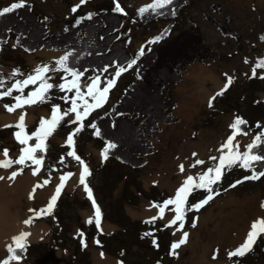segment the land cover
Wrapping results in <instances>:
<instances>
[{
    "label": "rangeland",
    "instance_id": "374dc122",
    "mask_svg": "<svg viewBox=\"0 0 264 264\" xmlns=\"http://www.w3.org/2000/svg\"><path fill=\"white\" fill-rule=\"evenodd\" d=\"M12 2L15 0H0V9L9 6ZM27 2L32 3L37 12L43 13L48 18L47 25L50 32L61 30L65 23L73 21L77 16L88 11L114 7L113 0H88L76 13H73L71 8L79 3V0H27ZM120 3L127 15L132 17L141 7L153 3V0H120ZM214 5L219 6L218 11L213 9ZM227 18L230 28L239 35V40L222 36L211 21V19L223 21ZM192 22L200 27L205 42L218 55L206 63L190 64L180 75L181 81L176 86L168 88V94L176 101V107L172 112L176 121L160 125L156 133L157 138L152 142L153 153L146 157L145 165L139 169H133L110 158L102 161V143L92 139L85 131L74 137L75 151L92 172L87 179L93 196L101 208L103 233L112 231L121 239L128 230L130 234H126L130 240L126 238L125 251L138 264L157 262L161 264H264V236H261L252 251L245 256L230 258L227 255L244 241L251 222L258 217H264V209L260 208L261 201H264V177L258 180H246L235 188H229L233 182L251 175L250 171L239 166L225 171L221 184L223 192L209 201L206 208L187 212L184 225L189 223L183 230L188 232V240L176 249L178 255L169 254L170 245L178 240L176 235H173L176 226L170 228L169 232L162 227V224H165L174 213L166 209L165 218L155 222L158 224L157 229L145 223L153 216L139 215L144 208H149L152 202L162 203L165 199L172 197L186 175L196 176L205 171L206 167L212 166L214 162L209 161L208 157L219 155L217 149L230 134L229 124L235 117L246 118L251 127L248 135L237 136L241 151L245 150L244 145L251 142L254 136L264 132V80L259 78L261 74H264V70H257L256 77L251 76L253 64L258 58L264 56V41L260 39L264 36V0H193L191 5L183 8L180 16L173 21L175 31L171 36L176 35L180 30L189 29L193 25ZM166 25V22L155 21L140 29L131 27L130 43L134 54L136 55L142 45L151 48V51H146L140 58L138 67L140 64L146 65L154 57L153 48L157 43L148 44L147 42L155 38ZM13 44L15 40L12 38L0 51V78L5 80V89L15 80L23 79L32 73L38 65L55 67V60L64 53V51L45 48L26 53L21 47L13 48ZM245 60L248 63H245ZM194 66L209 69L211 74L222 83V87L215 89L211 97L224 87L226 73L234 78L227 91L212 101V107H209V100L207 103L202 101L200 92L198 88L196 89L197 81L188 82V73ZM13 69H19L22 75L9 79ZM114 71L113 68L101 74V79L110 77ZM95 74L97 73H84L82 83L88 82L87 78ZM49 75L53 77L49 82L58 84L61 82L60 76L63 73H49ZM136 75L135 68L124 73L117 81L116 87L108 94V100L104 106L92 112L85 119L84 124L89 123L99 112L107 110L117 102ZM35 87H38V83L27 86L26 91L24 90L25 96ZM206 88H213L212 83H206ZM15 95H19V92L14 91L13 96ZM48 95L51 97L48 102L25 106L13 113L7 112L3 107L5 104L11 105L15 102L12 97L0 99V129L5 128L3 127L5 124L16 123V121L4 122L1 119L4 114L14 115L23 111L27 113L26 117L31 118L30 123H26L27 131L31 133L38 127L41 117H50L53 104L60 105L61 110L70 107V104L65 103L60 97L73 96L74 93H65L58 88H53ZM69 118H74V114L71 117H65V121L50 137L46 151L47 161L39 175L46 172L47 174L44 175L48 178L49 171L55 168V171H51V182L47 185L50 190L59 183V176L62 175L59 171H71L75 175L68 180L52 215L43 217L52 231V224L56 227V239L53 238L52 232L45 242L38 244L28 242V248H32L27 257L29 264H35L36 258L52 245L60 247L57 255L66 258L65 263L60 264H77L75 260L84 261L88 256L93 259V264L94 259L96 264H118L115 259L107 256L108 253L91 244L95 239L94 236L86 242L89 252H86V248H82L80 238L77 236L78 229L84 232L86 237L94 232L95 226L85 223L86 219L92 215L93 209L82 186H77L81 166L75 159L65 155L69 150L64 146L66 137L77 126L67 123ZM258 124L260 127H257ZM13 130L16 131L15 128ZM34 143V140L29 141V144ZM0 145L3 149H9V156L13 159L19 156V150L22 147L13 138V133L1 131ZM193 153L197 155L193 156ZM61 156H64L63 164L59 162ZM196 159L204 160L205 165L190 167ZM180 164L185 165V173L179 171ZM3 170L5 169L1 168L0 174ZM14 170H16L15 167L9 171ZM28 173L32 174L31 167L24 169L22 174ZM225 185H227L226 188H224ZM216 188H218L217 185H214V189ZM224 189L228 190L224 191ZM39 191L40 188L36 190V192ZM35 194L33 199L37 202ZM205 195L207 193L204 191L194 192L189 196V204L202 200ZM5 196L8 201H11V210L18 213L16 217L22 223L30 214L28 209L32 208L29 191L18 195L10 189L5 192ZM132 213L137 215L134 216ZM194 217L197 218L195 227L192 226ZM127 218L133 224L135 222L142 224L131 225ZM123 222L125 224H122ZM119 224L123 227L122 231H117L116 226ZM107 225L114 226V229H110ZM147 232H151L152 235L144 236ZM153 239L158 247L153 244ZM9 241L7 242L10 243ZM102 252L103 256L109 260L103 258L102 263H98L97 256H101ZM160 255H163V260L160 259Z\"/></svg>",
    "mask_w": 264,
    "mask_h": 264
},
{
    "label": "snow or ice",
    "instance_id": "6c2138e0",
    "mask_svg": "<svg viewBox=\"0 0 264 264\" xmlns=\"http://www.w3.org/2000/svg\"><path fill=\"white\" fill-rule=\"evenodd\" d=\"M88 0H79V3L72 6L71 11L76 13L78 9L86 4ZM173 3V0H153L144 7L138 10V14L143 15L144 13L151 10L157 14H163L157 10L165 9ZM112 11L121 15H127L124 8L121 6L120 0H113ZM27 8L31 10V5L27 3V0H15L9 6L0 9V17H4L7 14H12L19 9ZM175 15V11H172ZM97 15L95 13L89 12L85 16L78 17L76 20V25L81 24L84 20H92L93 16ZM47 19V18H45ZM74 25V26H76ZM67 30V29H66ZM9 31H11L9 29ZM169 30L156 36L152 40L148 41V44H153L159 42L163 36ZM260 39L264 41V36ZM7 43V40H0V45ZM20 44V37H17L16 43L12 45L13 48ZM0 47V51H2ZM25 51H31L30 49H25ZM146 51H151V48L146 45H142L134 57L128 58L123 62H112L102 68L95 70L97 74L89 76L86 83H82V78L84 77V72L88 71L84 69L81 71L75 66L77 60L81 57L75 54L74 50L66 51L58 59L55 60V67L51 65H38L33 69V72L28 74L23 79H17L11 86L5 89V80L0 78V99L4 97H12L15 101L13 104H5L3 107L9 113L16 112L17 109H23L25 106H33L38 103H46L51 97L48 93L53 88H58L61 92L74 93L73 96L64 95L60 99L65 103L70 104V107L61 110L60 105L53 104L51 106V115L49 118L41 117L39 120L38 127L35 131L29 133L27 131V125L25 123L26 112L21 111L15 124H5V128H15L16 131L13 132V138L16 142L21 145L19 156L15 159L9 156V149H3L2 156L0 159V168L9 169L13 165H20L21 167L12 171L9 180H14L15 177L23 172L24 167H31L32 175L37 176L40 174L44 166V154L47 151V140L54 131L65 121V117H71L74 114V118H69L67 123L77 125L66 137L65 144L69 150L65 153L67 157H72L81 166L79 172V179L77 186H82L86 198L90 201L93 213L89 216L85 223L88 225H95L97 232L103 234L102 224V212L100 206L97 204L96 199L93 196L92 188L89 186L88 177L92 175L89 166L85 161L77 155L75 151V139L74 137L81 132L85 125L84 121L89 115L95 110L102 108L108 100V94L110 91L116 87L119 78L126 72L135 68L137 73V78L139 77L140 68L138 67V61L142 56L145 55ZM70 58L72 63L70 65ZM245 63H248L245 60ZM109 68H114L115 71L111 73L110 77H105L101 79V73H107ZM264 70V57L259 58L252 66L251 76H257V70ZM49 73H63L60 76V83H51L53 77ZM17 75H22L19 69H13L9 75V79L16 77ZM226 76V83L224 87L216 93L215 96L209 99V107H212V101L216 99L217 96H221L233 83V77ZM70 77V79H69ZM260 79L264 80V74L259 76ZM33 90L29 91L27 95L24 94V89L29 85H37ZM103 85V86H101ZM19 92V95L13 96V92ZM242 117H235L233 122L229 124L230 134L226 137L225 141L217 149L219 153L218 156H209L208 160L214 162L212 166L206 167L205 171L198 173L196 176L186 175V178L181 182V185L175 190L174 195L165 199L162 203L152 202L150 207L158 209L157 215L149 218L145 223L154 224L156 220H163L165 218V210H169L174 215L168 219L164 225L165 228H172L176 226L173 235L176 232L182 233L180 238L170 245V255H178L176 249L180 248L181 245L187 243L188 232L184 231V222L187 212L199 211L204 205L211 201L215 196L220 194L218 188L214 189V185H219L222 183L224 174L226 170H231L233 167L239 166L246 170H251V175L245 176L240 180H237L229 185V188H235L238 184L243 183L246 180H258L264 177V132H261L254 136L251 142L244 145V151H241V145L237 141V136L248 135L249 133L245 131L241 126L246 125ZM89 127L93 128L94 135L100 136V129L94 122L89 123ZM257 127H260L258 124ZM34 140V144H29V141ZM116 145L111 142H106L105 147L101 151L102 161L108 159V155L111 149H114ZM40 153V155H37ZM196 156V153L192 154ZM61 164L64 163V156H61ZM205 161L201 159H196L190 167H196L197 165H205ZM259 164L261 166L260 170H257L255 165ZM51 171H55L53 168ZM51 171H49L48 178L44 179L42 182L37 183L33 186L32 191L29 193V199L34 198V194L38 188H43L51 182ZM179 171L185 173V165H179ZM75 175L72 172H65L59 176V183L55 186L53 194L49 197L47 204L39 209H28L29 215L26 219L22 221L25 226H31L37 220L51 216L53 209L56 206L58 199L60 198L64 188L67 185L68 180ZM4 179L0 176V180ZM204 191L207 193L202 200L197 201L194 204H189V196H191L196 191ZM228 189H224L227 191ZM169 206H172L171 208ZM260 208L264 209V201H261ZM197 218H193L192 226L195 227V222ZM151 232L144 233V236H151ZM31 236L29 231H20L17 235L11 237V242L6 245V251L8 255L0 260V264H13L23 258V254L27 251L29 246L28 238ZM77 236L80 238V243L82 248L87 247L85 240V234L81 230H77ZM264 236V217H258L250 224V228L247 231L244 241L236 247L234 250L227 253L230 258L243 257L247 253L251 252L256 242ZM43 239V237H41ZM97 245L100 244L99 239H94L93 241ZM153 244L158 247L155 239H153ZM104 253H101L103 256ZM118 264H123V262H118Z\"/></svg>",
    "mask_w": 264,
    "mask_h": 264
},
{
    "label": "trees",
    "instance_id": "16d2710c",
    "mask_svg": "<svg viewBox=\"0 0 264 264\" xmlns=\"http://www.w3.org/2000/svg\"><path fill=\"white\" fill-rule=\"evenodd\" d=\"M192 2L193 0H173V3L167 8L157 10L163 14H157L149 10L140 15L137 11L132 17L115 13L112 9H94L77 16L71 22L65 23L64 27L57 32L48 31V18L43 13L37 12L32 3L27 2L31 5V10L23 8L0 17V40H7L8 43L13 38L16 43L17 37H20L18 47H21L24 51L25 49L31 50L25 51L26 53H33L43 48L56 51L74 50L75 54L81 57L76 61L75 66L81 71L88 70L84 73L96 72L95 70L112 62H123L135 56L130 43L131 27L140 29L144 25L153 24L155 21L166 22L167 25L158 35L165 32L166 29L169 31L153 48L154 57L146 65L140 64V78H137L136 75L118 101L107 110L99 112L89 122H94L97 125L101 135H94L95 130L88 126L89 123L84 124V129L78 133L81 134L85 131L92 139L99 140L102 143L101 151L106 142L114 143L116 147L110 150L108 158L123 166L139 169L145 165L146 157L153 153L152 142L157 138L156 133L159 131L160 125L176 121V118L172 115L176 107V101L168 94V88L176 86L181 81L180 75L190 64L196 62L206 63V61H211L218 55L205 42L200 27L194 22H192L193 25L189 29L180 30L176 35L171 36L175 31L173 21L180 16L183 8L191 5ZM213 9L218 11L219 6L214 5ZM173 10L175 15L172 14ZM89 12L97 15H94L92 20H84L81 24L76 25L77 18L85 16ZM211 21L222 36L239 40V35L230 28L228 18L223 21L217 19H211ZM7 43L0 45V47L7 45ZM262 57L264 56L260 58ZM72 59L70 58V65ZM243 119L247 121V124L241 127L249 133L251 131L249 121L246 118ZM0 131L14 132L13 128H3ZM50 137L47 140V148ZM0 151L3 152L1 145ZM37 155H40V153H37ZM45 161H47L46 153L44 154V163ZM18 167L21 166L18 165L16 170L19 169ZM255 167L257 170L261 168L259 164H256ZM26 168L28 167H24V169ZM248 171L251 172V170ZM59 172L63 174L71 171ZM44 174L47 173L44 172ZM222 183L217 185L220 193L223 192ZM226 187L227 185L224 186V188ZM204 208H206V205L199 210ZM128 221L131 225L142 224L141 222L133 224L129 219ZM188 223L184 225V228ZM52 227L53 238L56 239L57 229L53 224ZM162 227L164 230L167 229L164 225ZM126 233L130 234L128 230ZM126 233L119 239L116 235L99 234L95 227L94 232L87 235L85 240L87 242L90 237L94 236L99 239L100 244L97 247L102 251L116 255L129 264H138L129 253L126 254L125 249L127 248L124 246L127 245L126 238L130 240ZM31 249L27 248L22 259L28 257ZM74 262L88 264L87 260H75Z\"/></svg>",
    "mask_w": 264,
    "mask_h": 264
},
{
    "label": "bare ground",
    "instance_id": "6f19581e",
    "mask_svg": "<svg viewBox=\"0 0 264 264\" xmlns=\"http://www.w3.org/2000/svg\"><path fill=\"white\" fill-rule=\"evenodd\" d=\"M189 76L187 77L188 82L192 83L193 81H197L196 89L200 92V97L202 101L206 102L210 99L213 94V91L216 89H220L222 87V83L219 81L217 77L211 74V71L202 66H194L190 68ZM212 83L213 88H206V83ZM195 87V86H194ZM189 92V91H188ZM181 111V110H180ZM19 113L14 115H3L1 119L4 122L17 121ZM31 120L30 117H26L25 123H28ZM30 123V122H29ZM238 140V139H237ZM242 140V139H241ZM4 157L0 154V159ZM4 179L0 180V248L10 240L11 235H17L20 231H29V229L25 228L21 222L17 219V212L11 210V201H8L5 196V192L11 189L15 194H23L29 190L32 185V181H29L28 176H21L17 179L9 180V174L3 172L0 174ZM9 189V190H7ZM10 198V197H9ZM8 198V199H9ZM158 211L155 208L146 207L142 210V213L139 214L142 217L145 216H155ZM134 216L136 213H132ZM255 220V219H254ZM32 230V229H31ZM244 230V229H243ZM30 232V231H29ZM182 233L176 232L177 239L180 238ZM40 237L45 238V232L40 231L39 228L31 231V236L28 238L31 242H37ZM98 263H102L104 256H97ZM107 259V258H106ZM109 260V259H107ZM106 260V261H107ZM101 261V262H100Z\"/></svg>",
    "mask_w": 264,
    "mask_h": 264
},
{
    "label": "crops",
    "instance_id": "0c3cea01",
    "mask_svg": "<svg viewBox=\"0 0 264 264\" xmlns=\"http://www.w3.org/2000/svg\"><path fill=\"white\" fill-rule=\"evenodd\" d=\"M22 49V48H21ZM23 50V49H22ZM24 51V50H23ZM25 52V51H24ZM10 169H5V170H3L1 173H3V172H5V173H7V174H11V171H9ZM14 171H16V170H14ZM28 176L29 177V181L31 182L32 181V185H33V183L36 185L37 183H39V182H42L44 179H47V178H45V175H44V173L42 174V175H37V176H33L31 173H28L27 175H25V174H19V175H17L16 177L18 178V176ZM44 175V176H43ZM17 178H15V179H17ZM14 181V180H13ZM31 185V187L29 188V193L32 191V190H30V189H32V187L34 186H32ZM56 186V185H55ZM54 190H55V187H53V188H51V190H50V188L48 187V186H45V187H43V188H40V191L39 192H36V194H35V197L37 198V202H35L36 200L35 199H32V200H30V204H31V207L33 208V209H39V208H41V207H43V206H45L46 204H47V202H48V200H49V197L53 194V192H54ZM28 203V204H29ZM29 204V205H30ZM29 215H31V213L29 214ZM28 215V216H29ZM23 225V224H22ZM25 228H27V229H29V231L31 232L32 230H35L36 228H39L40 229V231H44L45 232V238H43V239H41V237H40V239L37 241V242H31L29 239H28V242H30V243H35V244H38V243H42V242H45L46 240H48L49 239V237H50V235H52V228H51V226L45 221V219L43 218V219H40V220H37L36 222H34L31 226H25V225H23ZM107 226H109V225H107ZM116 226V225H115ZM112 227V228H111ZM109 228L110 229H114V226H109ZM116 228H117V231H122V226L119 224L118 226H116ZM32 229V230H31ZM107 235H114V232H110V233H107ZM11 237H13V236H11ZM11 237H10V240H11ZM96 239V238H95ZM89 240V239H88ZM94 241V240H93ZM9 242H11V241H9ZM8 244V242H6L1 248H0V260H2V259H4L6 256H7V251H6V245ZM93 246L94 245H96L95 247H97L98 245L96 244V243H94V242H92L91 243ZM98 248V247H97ZM86 252H89V249L88 248H86ZM107 256H109V257H111V258H113V259H115V261L116 262H121V261H119V259L117 258V257H115V256H112V255H110V254H107ZM85 260H87V262H88V264H93L92 263V260L93 259H91V256L89 257L88 256V258L87 259H85ZM13 264H17V262H13ZM19 264H29V261H28V259H26L25 258V260L24 259H21L20 261H19ZM77 264H86V263H84V262H81V263H77ZM94 264H96V261H95V259H94Z\"/></svg>",
    "mask_w": 264,
    "mask_h": 264
},
{
    "label": "flooded vegetation",
    "instance_id": "af4514ba",
    "mask_svg": "<svg viewBox=\"0 0 264 264\" xmlns=\"http://www.w3.org/2000/svg\"><path fill=\"white\" fill-rule=\"evenodd\" d=\"M18 157V156H17ZM18 165H15L14 167L16 168ZM149 225H151L152 227H153V229H157V227H158V224L157 223H154V224H149ZM162 225H165V224H162ZM169 229L170 228H167L166 229V231L167 232H169ZM60 249V247H58V246H53L52 245V247H50V248H48L42 255H40V256H38L37 258H36V262H35V264H43L45 261H47L48 259H49V257H50V255H51V252L52 251H54V254H56V256L58 257V259L60 260V262L58 263V264H60V263H65V259L66 258H63V256H58L57 255V252H58V250ZM62 252H64V250L62 251ZM61 252V253H62ZM66 252H68L67 251V249H66ZM118 254H119V251H118ZM120 255V254H119ZM162 256L163 255H160V259L161 260H163L162 259ZM118 258V257H117ZM119 259V258H118ZM48 264H51V263H48ZM155 264H161L160 262H157V263H155Z\"/></svg>",
    "mask_w": 264,
    "mask_h": 264
},
{
    "label": "water",
    "instance_id": "95a60500",
    "mask_svg": "<svg viewBox=\"0 0 264 264\" xmlns=\"http://www.w3.org/2000/svg\"><path fill=\"white\" fill-rule=\"evenodd\" d=\"M13 166H15V164ZM59 262H60V260L58 259L56 254H54V251H52L49 259L47 261H45L43 264H48V263L58 264Z\"/></svg>",
    "mask_w": 264,
    "mask_h": 264
}]
</instances>
